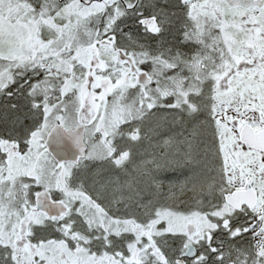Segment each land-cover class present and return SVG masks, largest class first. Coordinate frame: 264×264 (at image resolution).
<instances>
[{"label":"snow or ice","instance_id":"1","mask_svg":"<svg viewBox=\"0 0 264 264\" xmlns=\"http://www.w3.org/2000/svg\"><path fill=\"white\" fill-rule=\"evenodd\" d=\"M0 264H264V0H0Z\"/></svg>","mask_w":264,"mask_h":264},{"label":"rangeland","instance_id":"2","mask_svg":"<svg viewBox=\"0 0 264 264\" xmlns=\"http://www.w3.org/2000/svg\"><path fill=\"white\" fill-rule=\"evenodd\" d=\"M145 159H151V157L146 156ZM178 174H181V176ZM153 175L156 176V179L163 182L164 190L167 191L170 183L178 184L184 179V177L187 175V170L177 167L173 169L154 172Z\"/></svg>","mask_w":264,"mask_h":264},{"label":"trees","instance_id":"3","mask_svg":"<svg viewBox=\"0 0 264 264\" xmlns=\"http://www.w3.org/2000/svg\"><path fill=\"white\" fill-rule=\"evenodd\" d=\"M173 173V172H172ZM178 175H180L181 176V174H178Z\"/></svg>","mask_w":264,"mask_h":264}]
</instances>
